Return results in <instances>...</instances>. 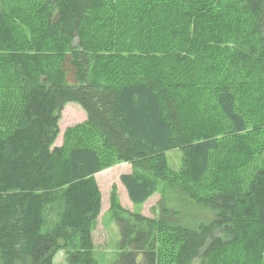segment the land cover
<instances>
[{
  "label": "trees",
  "instance_id": "trees-1",
  "mask_svg": "<svg viewBox=\"0 0 264 264\" xmlns=\"http://www.w3.org/2000/svg\"><path fill=\"white\" fill-rule=\"evenodd\" d=\"M0 1V61L11 74L0 83L11 92L0 106V264H53L60 251L68 264H104L93 236L102 212L95 177L118 162L132 167L120 182L133 204H146L165 183L183 209L165 206L151 219L122 207L114 191L121 236L115 264H162L163 234L175 243L172 264H262L264 163L249 181L230 168L207 196L196 190L220 149L213 132L226 124L243 135L245 105L253 102L246 96L259 81L264 86V0H116L110 29L120 33L107 46L169 59L167 80L103 67L91 27L104 0H36L31 39L19 25L28 15ZM237 33L235 49L214 46ZM195 57H220L221 67L209 69L216 80L206 71L197 83L184 71ZM69 103L87 120L55 146ZM233 146L234 157L243 144ZM176 149L178 170L167 157ZM196 205L214 217L186 223V206Z\"/></svg>",
  "mask_w": 264,
  "mask_h": 264
},
{
  "label": "rangeland",
  "instance_id": "rangeland-1",
  "mask_svg": "<svg viewBox=\"0 0 264 264\" xmlns=\"http://www.w3.org/2000/svg\"><path fill=\"white\" fill-rule=\"evenodd\" d=\"M9 3V9H19L23 15H28L27 19L19 21L21 29H25L28 34V38L31 39L35 35L34 31V19L31 18V14L35 9L36 0H5ZM135 0H130L134 3ZM145 3V2H144ZM116 0H104L103 11L100 16L91 27L93 35L100 43V47L97 50V55L100 57V62L105 69L111 68L114 73L116 71L126 72L131 70L130 73H158L159 78L163 80L169 79L171 75L173 64L172 62L162 56L150 54L148 52H140L138 49L126 50V49H111L107 46L109 39H115L120 33L118 28L110 29L111 20L116 16H119V9L115 8ZM2 4L0 1V11ZM8 12V10H7ZM206 19L204 18V21ZM168 23V21H167ZM111 24V25H110ZM204 24V23H202ZM167 33L172 32L170 25L167 27ZM225 28V27H224ZM235 28V27H233ZM239 34L233 36L226 34L221 37L216 43H213L216 49L223 51L226 47L228 49H235L239 43ZM212 39L211 42H213ZM210 50V48L208 47ZM153 50V49H152ZM151 50V52H152ZM205 48H202L201 52L204 53ZM162 57L159 64H156L151 58ZM204 58V57H203ZM149 59V60H148ZM167 59V60H166ZM212 65V66H211ZM221 67V60L216 58L214 63L206 58H196L192 62L186 61L184 65V71H189L190 77L196 76L197 83L200 82L202 77L206 76V71L210 68L215 70ZM210 72V71H209ZM211 73V76L216 80L217 74ZM11 77L9 71L2 69L0 61V83H8V78ZM204 83H208L207 81ZM258 86L253 89L246 96L248 102L252 101L250 106L245 105L244 115L248 122V129L243 135L236 136L235 133L224 124L215 130L212 136L218 141L220 149L212 154L210 172L208 176L201 183V186L197 188L198 194L203 197L212 192L215 186L223 179L220 174L224 172H230V168H235L236 171L247 179L248 181L253 178L255 172L260 169L264 163V86L263 81H259ZM2 87L6 85L0 84V106L9 101V90H4ZM257 87H260L259 89ZM18 92L13 91L11 98H17ZM11 99V102L14 100ZM219 115V114H218ZM219 117V116H218ZM221 118V117H220ZM86 112L77 103H69L64 107L61 113L60 120V133L56 141L55 146L63 145L65 137L69 129L76 128L77 126L86 123ZM222 121H224L222 119ZM5 133V128L0 127V134ZM239 137V138H238ZM238 139L243 144V148L236 149L235 156H231L235 143ZM170 166L174 170H178L182 161V152L180 150H173L167 153ZM239 158V159H238ZM132 172V167L128 163L118 162L112 167L104 169L95 178L99 186L102 196V212L99 220L93 230L95 249L99 257L103 260L104 264H115L121 254V236L118 225L115 218L112 215L113 207V192L117 194L119 204L126 210L132 213L141 214L151 219H158L161 216L163 208L166 206L172 210L183 209L177 201L176 192L172 193L171 187L168 184L161 183L160 190L143 205H135L131 202L128 196L127 189L120 182L121 175ZM179 209V210H181ZM184 218L186 223L198 224L201 222H207L214 217L212 211L205 209L199 205L186 206L184 211ZM175 252V243L168 235H161L159 241V256L162 264H172L173 255ZM53 264H68L66 261V251H60L57 253ZM196 264H199L198 262ZM264 264V254L263 262Z\"/></svg>",
  "mask_w": 264,
  "mask_h": 264
},
{
  "label": "crops",
  "instance_id": "crops-1",
  "mask_svg": "<svg viewBox=\"0 0 264 264\" xmlns=\"http://www.w3.org/2000/svg\"><path fill=\"white\" fill-rule=\"evenodd\" d=\"M127 173H130V172H127ZM127 173H125V174H127Z\"/></svg>",
  "mask_w": 264,
  "mask_h": 264
}]
</instances>
